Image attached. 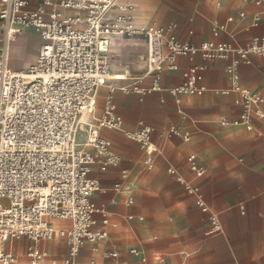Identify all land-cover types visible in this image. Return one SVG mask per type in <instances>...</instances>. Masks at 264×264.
Wrapping results in <instances>:
<instances>
[{"label":"crops","instance_id":"0c3cea01","mask_svg":"<svg viewBox=\"0 0 264 264\" xmlns=\"http://www.w3.org/2000/svg\"><path fill=\"white\" fill-rule=\"evenodd\" d=\"M28 1L31 9L42 2ZM118 5L125 9L113 8L107 20L127 14L136 27H160L193 46L209 41L242 46L264 37V1L256 5L254 0H118ZM112 40L111 74L127 77L101 87L94 116L82 120L95 124L109 96L108 86H113L111 97L122 129L133 132L140 121L149 125L156 151L149 168L139 145L121 132L99 130L108 151L119 161L102 172L103 156H98L90 166L89 176L100 184L91 201L104 211L108 224L102 226L97 216L96 228L106 231V237L85 242L78 264H264V101L260 106L263 117L251 115V131L220 124L221 118L236 119L240 111L234 104L236 93L222 94L230 88L226 68L236 56L212 61L199 56L178 58L176 70L163 71L161 91L124 94L119 89L143 74L136 65L146 54V43L144 38L115 36ZM40 44L33 30H25L11 46V68L26 70L30 53L35 54ZM192 67L198 69L204 93L173 98L167 89L181 85L184 72ZM236 73L241 87L264 98V57L249 56L247 62L237 64ZM149 83L145 78L139 87L145 89ZM172 128L177 133L169 134ZM86 130L85 126L77 133L76 143L92 153L85 145ZM191 155L205 169L200 177L190 168L187 159ZM178 178L199 189L209 212L219 221V232L208 234V215ZM49 222L55 229L70 226L69 221ZM28 245V240L20 239L8 248L24 262ZM42 250L47 253V264H58L67 255L66 244L58 238L42 243Z\"/></svg>","mask_w":264,"mask_h":264},{"label":"built area","instance_id":"2783aa9c","mask_svg":"<svg viewBox=\"0 0 264 264\" xmlns=\"http://www.w3.org/2000/svg\"><path fill=\"white\" fill-rule=\"evenodd\" d=\"M116 7L125 9L118 0H42L34 9L28 0H0V264H47L42 243L54 238L67 246V255L58 264H78L85 242L95 243L106 237V231L96 228L97 216L102 226L108 220L91 201L100 184L89 176V170L98 156H103L102 172L116 166L119 158L108 151V142L100 138L99 130L121 132L144 151L147 167L152 165L156 151L151 143L152 128L140 121L133 132L122 129L111 97L115 87L108 86L109 96L95 124L87 125L82 120L94 116L101 87L109 80L127 77L111 74L114 56L110 35L144 38L146 43V54L136 65L143 74L120 88L122 93L141 96L161 91L163 71L176 70L178 58L199 56L212 61L235 55L236 60L226 68L230 88L222 94L236 93L234 104L240 111L236 119L221 118L220 124L251 131V115L263 117V96L239 85L236 66L247 62L249 56L264 57V37H255L242 46L213 41L193 46L163 28L136 27L127 14L107 20L108 12ZM28 29L36 33L41 44L28 68L16 71L10 65L11 46ZM213 35L217 36L216 30ZM183 77L181 85L167 89L169 95L176 99L204 93L197 68H189ZM145 78L150 83L143 89L139 84ZM85 126V145L92 148V153L79 149L76 143L77 133ZM175 133V129L169 130V134ZM187 160L197 177L205 172L193 155ZM178 180L195 197L201 212L208 215V234L219 232V221L209 212L199 189ZM49 220L69 221L70 226L55 229ZM20 239L30 242L24 262L8 248Z\"/></svg>","mask_w":264,"mask_h":264},{"label":"rangeland","instance_id":"374dc122","mask_svg":"<svg viewBox=\"0 0 264 264\" xmlns=\"http://www.w3.org/2000/svg\"><path fill=\"white\" fill-rule=\"evenodd\" d=\"M38 45H39V44H38ZM26 55H27V54H26ZM26 55H25V56H26ZM35 55H36V53L34 54V52H31V53H30V55H29V59H30L29 63H31V62L34 60Z\"/></svg>","mask_w":264,"mask_h":264},{"label":"bare ground","instance_id":"6f19581e","mask_svg":"<svg viewBox=\"0 0 264 264\" xmlns=\"http://www.w3.org/2000/svg\"><path fill=\"white\" fill-rule=\"evenodd\" d=\"M110 36L113 38V37H115L116 35L113 34V35H110Z\"/></svg>","mask_w":264,"mask_h":264}]
</instances>
